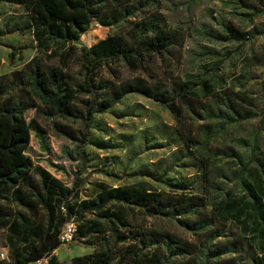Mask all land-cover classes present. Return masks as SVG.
Returning a JSON list of instances; mask_svg holds the SVG:
<instances>
[{"label":"rangeland","instance_id":"obj_1","mask_svg":"<svg viewBox=\"0 0 264 264\" xmlns=\"http://www.w3.org/2000/svg\"><path fill=\"white\" fill-rule=\"evenodd\" d=\"M29 1L0 2V90L2 100L21 98L28 105L25 120H34L41 128V141L30 132L25 149L33 164V182L39 180L37 168H43L67 186L77 180L80 198L93 197L99 185L146 182L157 191L169 192L170 186L176 192L204 195L208 205L225 194L250 202L248 185L264 206V0H129L103 9L99 20H92L72 42L77 51L66 72L68 83L81 80L79 48L112 35L135 43L141 40L140 29L148 30L159 20L181 40L180 45H171L169 54L147 66L151 79L140 70L118 65L117 80H144L152 85L158 81L167 88L178 80L187 81L196 96L175 100V106H180L176 117L150 98L126 94L109 109L93 114L87 128L55 115L20 81L38 55L24 6ZM235 33L239 35H231ZM98 79L112 80L105 68ZM202 83L210 89L209 95ZM85 100L86 96H79L73 101L74 109L83 112ZM10 191L0 188V206L27 213L10 201ZM42 214L38 210L33 217L41 220ZM134 222L194 246V255H181L173 254L169 242L157 244L155 253L164 258L161 264H203L206 245L230 250L207 264H260L256 260L264 252L258 249L264 250V235H257L250 222L244 227L214 218L209 228L197 234L169 217L136 214ZM208 230L214 232L206 241ZM7 237L0 229V243L8 246ZM112 242L109 233L75 234L53 254L65 264ZM109 264L127 262L115 256Z\"/></svg>","mask_w":264,"mask_h":264},{"label":"trees","instance_id":"obj_2","mask_svg":"<svg viewBox=\"0 0 264 264\" xmlns=\"http://www.w3.org/2000/svg\"><path fill=\"white\" fill-rule=\"evenodd\" d=\"M127 1L30 0L24 4L38 55L31 59L25 80L21 78L20 81L27 83L34 97L58 117L79 121L87 128L93 114L109 109L130 93L150 98L178 117L180 106H175V100L196 96L187 81L178 80L167 88L164 82L158 81L152 85L144 80H117L115 67L118 65L130 71L140 70L150 78L147 66L155 58L169 54L171 45H180L181 40L163 24L160 26L159 20L150 24L148 30L140 29L141 40L135 43L128 44L121 36L112 35L90 47L79 48L81 80L74 84L66 81L70 60L77 51L72 42L87 30L92 20H99L103 9L114 2L113 6L119 7ZM101 25L110 24L101 22ZM231 35L236 37L239 34ZM103 68L112 80H97ZM202 85L204 93L209 95L210 89L204 83ZM1 95L2 90L0 188H9L10 201L27 213L17 209L6 211L0 206V229L6 231L9 243L8 246L0 243L6 248L7 255V260H0V264H33L42 259L46 260L45 264H61L53 252L60 246L59 236L66 223L74 225L73 236L109 233L113 237L110 246L105 244L92 253L75 256L71 258V264H109L115 256L127 264H161L164 258L161 260L155 253L156 245H166L167 242L174 245L173 254H195L191 243L172 239L169 232L137 227L134 222L136 214L146 218H174L191 234L206 230L217 218L244 227L250 222L257 235H264V206H260L261 197L256 196V191L248 185L245 189L252 199L250 202L225 194L219 201L208 205L204 195L176 192L170 186L169 192L157 191L146 182L115 187L99 185L93 197L80 198L77 180L67 186L43 168H37L39 180L33 182L30 178L33 164L25 149L30 132L41 141V128L34 120H25L23 112L28 105L21 98L2 100ZM81 95L86 96L83 112L73 107V101ZM38 210L43 213L41 220L33 217ZM213 232L208 230L206 241ZM118 244L122 247L117 250ZM202 250L203 264L230 251L214 245L203 246ZM256 262L264 264V252Z\"/></svg>","mask_w":264,"mask_h":264},{"label":"built area","instance_id":"obj_3","mask_svg":"<svg viewBox=\"0 0 264 264\" xmlns=\"http://www.w3.org/2000/svg\"><path fill=\"white\" fill-rule=\"evenodd\" d=\"M74 234V225L72 223H66L62 233L59 236L60 245L70 241ZM0 260H7L6 248L0 244ZM45 259L38 260L33 264H45Z\"/></svg>","mask_w":264,"mask_h":264},{"label":"crops","instance_id":"obj_4","mask_svg":"<svg viewBox=\"0 0 264 264\" xmlns=\"http://www.w3.org/2000/svg\"><path fill=\"white\" fill-rule=\"evenodd\" d=\"M60 247H61V246H60ZM58 248H59V247H58ZM58 248H57V249H58ZM57 249H56V250H57ZM65 264H71V263H70V262H68V263H65Z\"/></svg>","mask_w":264,"mask_h":264}]
</instances>
